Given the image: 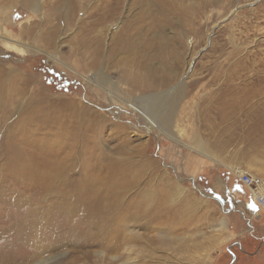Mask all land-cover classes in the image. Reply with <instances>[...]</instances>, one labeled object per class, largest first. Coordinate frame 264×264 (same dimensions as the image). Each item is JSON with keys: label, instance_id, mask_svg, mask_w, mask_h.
<instances>
[{"label": "rangeland", "instance_id": "obj_1", "mask_svg": "<svg viewBox=\"0 0 264 264\" xmlns=\"http://www.w3.org/2000/svg\"><path fill=\"white\" fill-rule=\"evenodd\" d=\"M26 1L0 0V40L8 38L11 43H0L1 68H17L32 95L86 110L88 114L74 126L79 125L91 141L81 143L82 148L76 145L86 154L74 153L71 177L82 174L85 159L93 157L88 169L98 179L108 178L106 164L121 162L138 178L125 195L122 211L148 212L141 214L138 224H126L131 242L117 243L112 250L90 245L88 233L102 234L106 229L95 223L86 227L85 218L74 223V216L62 210L31 214L40 204L38 189L26 190L10 177L12 165L30 158L44 163L57 149L64 155L70 151L65 148L70 136H58L63 144L56 146L60 141L56 133L26 135L18 112L11 115L19 106L13 95L0 103V264H263L264 214L249 208L251 194L239 174L264 180V0H178L179 20L174 18V26L156 36L168 42L169 50L161 53L172 57L166 63L155 60L156 72L151 74L172 82L166 89L140 92L131 87L143 77L141 68L132 69V56L109 57L111 32L117 31L122 17L114 28L101 25L90 32L94 8L105 6L107 0H81L83 8L75 14L76 0H35V8L40 3L36 12ZM131 1H123V13ZM137 12L136 7L133 13ZM46 20L59 28L52 48L38 43L37 36L47 32ZM24 28L33 30L28 40L20 39ZM96 36L102 41L99 55ZM25 45L32 52L22 53ZM100 75L116 87L110 89L113 93L102 86ZM176 88L184 96L174 108L161 109L170 114L169 128L159 120L153 125L134 107L136 98ZM68 115L61 113L62 119ZM86 118L91 119L90 130ZM142 192L147 199H142ZM86 194L81 189L74 198L81 200ZM140 200L142 209L136 211L131 204ZM48 201L46 205L55 202L51 197ZM21 221L34 223V228L20 229ZM122 228L120 224L116 232Z\"/></svg>", "mask_w": 264, "mask_h": 264}, {"label": "bare ground", "instance_id": "obj_2", "mask_svg": "<svg viewBox=\"0 0 264 264\" xmlns=\"http://www.w3.org/2000/svg\"><path fill=\"white\" fill-rule=\"evenodd\" d=\"M33 1L35 0H27L26 5H28L29 7L30 6L34 7ZM100 1L102 0H99V2ZM123 1L124 0H107L105 6L101 3L103 7L101 8L99 6L98 8L95 7L94 8L95 12L92 16L93 27L92 29H90V32L93 33L96 30L97 26H101V25L106 26L110 24L113 25L114 28V25H116L117 21L122 17L121 25L115 26L117 31L111 32L112 36L110 35L111 37L109 40H111L112 45L110 46L111 50H109L110 52L109 57L112 58L114 56V53H118L121 55L126 54L129 55V57L132 56L133 58L132 69H134V67L136 66L141 68L139 71L143 72V77H140L138 75L140 79L135 78L136 80L133 81L132 83L133 86H131L133 91L140 92V91H149V90L155 91L158 89L160 90L166 89L167 86L171 84L172 82L171 79L166 77L156 78V76H151L153 72H156L155 68L153 67L155 60L159 59L166 63V62H170L169 58L172 57L170 56V54L161 53L160 51L161 49L165 48L166 50H169L168 42H165L166 41L165 39L157 40L156 36L162 34V32H164L166 28L173 27L175 24L174 18L177 19L179 18L180 13L178 14L177 10H175V5L177 7L178 0H132L131 1L132 4L129 5V7H127L124 13L122 9ZM39 5L40 3L37 5L36 8L34 7L33 11L35 12L38 11L40 7ZM136 7L138 8L139 12L133 13ZM80 8H83L81 7V0H76L74 7V14L75 11ZM204 13L205 12L203 11L200 12L201 14L200 16H202ZM196 20L198 21V19ZM145 26H147L146 28L148 29L144 28ZM46 27H47V32L44 33L43 35L37 36L38 43L46 42L47 45H49V47L52 48L54 37L57 34L59 28H56V26L53 25L51 21L49 22L47 20H46ZM28 29L29 28L27 29L24 28L23 32L20 31L21 32L20 39L28 40L29 34L33 36L34 34L33 30L31 29L28 30ZM144 30L146 31L144 32ZM149 34H151L152 36L148 40L146 37ZM108 35L106 36L107 38ZM4 38H6V36ZM7 39L8 38L2 41L0 40V43H4L7 46L10 44L11 46V43H8ZM9 39H11V37H9ZM93 40L96 43L94 44L95 50L99 55L101 53L100 47L102 46L101 38L96 36L93 38ZM143 40L144 41L147 40V41L143 42ZM9 41L15 43L18 42L19 40L16 41L12 38ZM20 51H22V53L32 52V50H30L28 46H26V48L20 49ZM97 63H98V59L96 57L93 60V63L91 64L92 65L91 69L95 70L97 68L96 67ZM130 67L131 66H129V69ZM17 72H18L17 68H13V67L1 68L0 66V103L2 100H7L9 98H12L14 95V100L18 102L17 105L19 106L16 109L12 110L11 115L13 116L16 112H18L17 115L20 116L19 122L22 123L20 124V126L23 125L22 126L23 132L26 135H33L41 131H44V133L45 132L56 133L55 138H57L58 136H62V137L70 136V138H67V140L70 141L69 144L68 145L64 144L65 148H68L70 151L67 152V150L66 151L64 150L65 151L64 155L62 153L63 151H58L57 149L54 150V152L49 153L51 156H53V159L44 161V163H39V161L36 160L35 158L32 159L29 157L30 159L27 158L28 161H26V163L25 161L20 162V160L18 161L15 160V163L12 165L9 174L10 177L15 179L16 182H19L20 185H24L25 189L27 187L29 188L31 187V189L32 187L33 189L35 188L38 189L39 192L38 195H40L39 197L40 204H38L37 207H34V210H31L32 211L31 214L40 215L45 213L48 215H53L52 212L59 214L62 210L67 215L74 216L73 217L74 223H83L81 221L85 218L87 219L86 227L89 228L95 223V225L98 228L106 229V231L103 232L102 234L90 235V233H88L90 239V245L91 244L97 246L99 245L107 250L110 249L112 250L113 247L117 249L118 248L117 243L122 244L125 242L124 244H126L127 241L131 242L132 239L128 238L129 236H127L128 230L126 229L127 228L126 224L128 222L133 225L138 224V222L141 221V214L148 212V210L143 212L141 211V213L139 214L136 212L135 213L131 212L132 210L130 209L127 211H122L123 210L122 202L125 198V195L129 191H131V189L135 186V184L138 183V180H136L138 179L136 174L134 172L132 173L131 171H130L131 173L128 174V170L124 168L122 165H120L122 164L121 162L120 164L115 162V164H111V165L106 164L107 170H109L107 172L108 178L100 177V179H98V177L91 174L90 169H88L89 165H92L91 164L93 158L92 157L90 159H85L84 165L82 167L83 172L80 176H77L76 179H74L73 176L71 177V173L74 171V162H75L74 153H76V151L78 150V153H80L81 156L83 154H86L85 149L79 151L78 146L76 147V145H80L81 146L80 148H82L81 143L87 145L89 143L88 140H90L88 137H85L81 133V128L79 125L74 126V122L77 123V121L82 116H85V114L87 115L88 114L87 111L84 110L79 105H74L72 103L70 104L68 103L67 105H61L59 103V105H57L55 102H49V99H47L46 97H43L41 95L40 96L32 95L33 93L29 92L30 85L28 83V80L26 78H22L23 76L18 75L19 73ZM99 78L102 80L101 82L102 86L108 88V91L113 93V91H110V89L114 90L116 87H114L112 82L105 75H100ZM133 91L131 92L133 93ZM28 94L31 95L29 98L26 97ZM183 96L184 95L181 96L180 90L176 88L171 91H166L161 95H149L138 99L136 98L135 99L136 103L134 107L138 110H141V112L145 114L142 115V113L140 112L138 113L140 116H142V118L144 116H147V118L149 117V119L154 123L153 125L157 126L159 120L160 122L164 123L165 127L169 128L171 126V120H172L170 114L162 113L161 109L165 107L167 108V106H169L170 109L174 108L177 103L178 97H183ZM135 108L133 109L136 110ZM63 111L66 113H70L71 115H68L69 117L66 119H62L61 113ZM58 112L60 113V116L58 115ZM86 121L87 124L85 127L87 130H90L91 119L86 118ZM59 140L60 141L56 142V146L58 145V143L59 146H61L60 144H63L62 142L63 140L62 139ZM29 141L32 142L33 141L32 138H30ZM53 146L56 147L55 145ZM47 147L49 148L51 146L49 145ZM199 148L200 147H198V149ZM14 152H17V150ZM44 153H46V151H42V154ZM14 154H18V153H14ZM19 158L17 157L16 159ZM98 160L99 158L96 159L95 164L98 163ZM42 165L43 167H40ZM28 180H29V184H28ZM99 180L100 183L98 187L97 182ZM81 189L82 192L87 191V194L83 199L76 201L74 198V192L81 191ZM140 196L142 197V199L144 198L147 199L145 192H142ZM48 197L49 198L51 197V199L54 198L55 202L51 203L50 205H46V202L48 201ZM21 204H27V203L25 202L20 203L19 206ZM135 206H136V211L141 210L142 200L138 201L137 203L131 204V207H135ZM74 211L76 212V214L74 213ZM53 221L54 220L52 219V222ZM42 223L43 222H39L40 227H42L41 226ZM112 223L113 226L111 225ZM120 224L123 227L122 228L123 231L121 233L116 232L117 231L116 227L119 226ZM17 226L20 229H28L30 226L33 227L34 223H30V222L25 223L21 221L18 222ZM111 228L112 231L110 230ZM78 231L79 230L77 229V232ZM129 233H132V231H130Z\"/></svg>", "mask_w": 264, "mask_h": 264}, {"label": "built area", "instance_id": "obj_3", "mask_svg": "<svg viewBox=\"0 0 264 264\" xmlns=\"http://www.w3.org/2000/svg\"><path fill=\"white\" fill-rule=\"evenodd\" d=\"M239 180L250 191L251 198L256 206L264 212V180L249 173H240Z\"/></svg>", "mask_w": 264, "mask_h": 264}, {"label": "crops", "instance_id": "obj_4", "mask_svg": "<svg viewBox=\"0 0 264 264\" xmlns=\"http://www.w3.org/2000/svg\"><path fill=\"white\" fill-rule=\"evenodd\" d=\"M250 202H251V203H250ZM248 205H249V208L251 207L252 210L255 211V212L257 213V215L260 214L261 212L264 214V212L261 211V210L256 206V204L253 202L251 196H250V201H248ZM260 215H261V214H260ZM235 262H237V261H235ZM235 262H234V263H235ZM263 264H264V262H263Z\"/></svg>", "mask_w": 264, "mask_h": 264}]
</instances>
